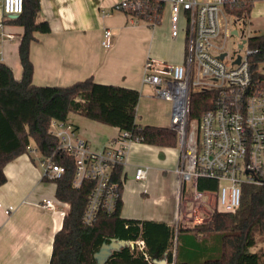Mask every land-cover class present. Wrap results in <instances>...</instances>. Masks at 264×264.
<instances>
[{
    "label": "crops",
    "instance_id": "0c3cea01",
    "mask_svg": "<svg viewBox=\"0 0 264 264\" xmlns=\"http://www.w3.org/2000/svg\"><path fill=\"white\" fill-rule=\"evenodd\" d=\"M122 1L125 0H40L42 10L38 20L47 21L51 31L35 34L36 40L30 46L34 85L66 87L93 78L99 84L139 91L147 86L143 77L148 58L183 64L187 54L185 20L181 19L179 34L173 38L170 0H165L160 22L155 25L113 10V6ZM253 13L263 16L260 1L254 3ZM13 19L4 14L3 0H0V62L20 79L19 45L24 29L14 24ZM105 29L113 33L111 49L102 46ZM67 121L77 128L79 136L94 151H102L120 132L118 128L75 113H71ZM161 127L171 128V123ZM30 153L4 167L6 182L0 186V264H51L54 238L64 223L65 216L61 212L67 213L70 208L68 203L57 199L56 182L44 177L39 159ZM179 161L178 147L164 148L138 142L130 145L126 165L122 168L121 217L141 226L142 250L135 241L123 240L120 245L118 238H107L94 254L97 264H106L123 251L133 255L143 250L151 264H171L168 260L171 248L167 245L170 233L178 228L176 169ZM141 166L149 167L150 172L146 180L137 181L135 171ZM162 182V193L168 192L169 196L157 198L159 189L156 188ZM44 200L52 201L55 210L41 208L39 205ZM163 203L167 204L164 209ZM9 207L13 210L6 214ZM147 242L153 244L152 247ZM176 245L175 241L174 252ZM182 249L187 250L185 245Z\"/></svg>",
    "mask_w": 264,
    "mask_h": 264
},
{
    "label": "built area",
    "instance_id": "2783aa9c",
    "mask_svg": "<svg viewBox=\"0 0 264 264\" xmlns=\"http://www.w3.org/2000/svg\"><path fill=\"white\" fill-rule=\"evenodd\" d=\"M239 2L170 0L173 38L179 34L181 19L185 20V62L176 65L151 57L145 64L143 83L152 87L157 97L171 103V129L178 134L177 227L205 223L207 216L216 212L235 213L242 204L246 185L264 189V78L260 77L264 76V63L256 73L253 71L251 60L260 50L250 48L248 38L232 56L223 51L220 42L223 31L228 35V15L234 16L228 9ZM151 6L155 8L149 0H125L116 3L113 10L144 13ZM23 9L24 0H3V12L7 16L20 15ZM105 14L103 10L102 15ZM112 39L113 33L105 29L102 46L111 49ZM221 54H225L223 59L219 58ZM193 91H214L216 96L213 108L190 127ZM50 134L58 139V149L75 159L74 187L80 188L85 181L94 183L84 223L92 225L100 214H115L121 195L114 170L126 165L128 149L138 140L130 132L120 131L102 151H94L67 120L53 121ZM41 166L44 177L54 181L65 173L53 156L42 157ZM149 172V167H138L135 179L144 181ZM200 179L215 181L216 188L199 189ZM39 206L55 210L50 200ZM12 210L9 207L5 212L9 214ZM61 214L65 216L66 212Z\"/></svg>",
    "mask_w": 264,
    "mask_h": 264
},
{
    "label": "trees",
    "instance_id": "16d2710c",
    "mask_svg": "<svg viewBox=\"0 0 264 264\" xmlns=\"http://www.w3.org/2000/svg\"><path fill=\"white\" fill-rule=\"evenodd\" d=\"M155 5L145 12L126 13L152 25L160 22L164 2L149 0ZM256 1L240 0L228 9L238 19L250 16ZM40 0H24L23 12L12 22L23 27L19 45L22 77L16 79L12 70L0 62V186L6 182L4 167L9 162L35 149L42 157L53 156L54 162L65 168L55 182L56 197L70 205L62 229L55 235L51 264H97L94 254L107 241H140L142 229L138 222L121 217L122 198L113 215L100 214L92 225L83 221L94 183L85 181L74 187L76 165L73 156L58 149L59 141L50 134L53 121H66L71 113L104 125L128 131L138 143L175 148L178 134L170 127L140 125L137 109L141 98L138 90L116 85L99 84L93 78L70 86H36L30 46L35 34L51 31L47 21H39ZM250 48L260 53L252 61L256 73L264 63V34L248 38ZM264 78L263 75L260 76ZM214 91H193L190 98L189 121H199L213 108ZM123 167L114 170V180L123 191ZM216 182L199 180V189H215ZM168 260L171 264H264V249L254 251L259 239H264V189L246 185L240 208L235 213H214L209 222L179 226L169 235ZM175 241L177 242L174 252ZM155 241V250L159 246ZM149 247L153 244L147 242ZM183 245L187 250L183 251ZM151 249V248H149ZM106 264H151L144 252L122 253Z\"/></svg>",
    "mask_w": 264,
    "mask_h": 264
},
{
    "label": "rangeland",
    "instance_id": "374dc122",
    "mask_svg": "<svg viewBox=\"0 0 264 264\" xmlns=\"http://www.w3.org/2000/svg\"><path fill=\"white\" fill-rule=\"evenodd\" d=\"M261 5L263 6L264 10V1H260ZM256 14H251V16L243 19H238L235 16L228 15V35L225 33V31L222 32L220 37L221 47L223 48V51L227 52L230 56H232L235 52L239 51V44L245 40L246 38L253 36V35H261L264 34V14L263 16H255ZM166 16V14H165ZM237 31V35H233V32ZM223 43L224 46H223ZM214 54L217 53V51H213ZM229 61V60H226ZM141 93V98L139 102V106L137 109V120L139 124L143 125H160V126H168L171 123V112H172V106L169 101L163 100L159 97H157L155 90L149 86H145L143 90H139ZM193 122L189 121V126L191 127V124ZM33 145V152H31L34 157L39 159L41 164L42 156L41 154L35 149L36 147ZM30 153V154H31ZM164 187V182H162L159 186H157V190L159 189V194L157 198H165V194L169 196L168 192L162 191ZM163 192V193H162ZM150 198H153L152 195H150ZM161 206L164 208L167 207V204H161ZM150 207V206H149ZM212 215L207 216L208 220L206 222H209L212 218ZM205 222V223H206ZM203 224V223H202ZM192 224L190 223L189 226ZM185 226V224L180 225ZM188 226V227H189ZM135 244V243H133ZM137 247L139 250L141 249V244H138ZM264 249V239H259L257 242L256 247L253 249L256 252L261 253V251Z\"/></svg>",
    "mask_w": 264,
    "mask_h": 264
},
{
    "label": "water",
    "instance_id": "95a60500",
    "mask_svg": "<svg viewBox=\"0 0 264 264\" xmlns=\"http://www.w3.org/2000/svg\"><path fill=\"white\" fill-rule=\"evenodd\" d=\"M11 17H12V18H17V17H18V15H12ZM233 34H234V35H237V34H238V32H237V31H235ZM224 56H225V54H221V55L219 56V58H220V59H223V58H224ZM237 63H239V59L237 60ZM105 247H106V248H108V249H110V247H109L108 245H106Z\"/></svg>",
    "mask_w": 264,
    "mask_h": 264
},
{
    "label": "bare ground",
    "instance_id": "6f19581e",
    "mask_svg": "<svg viewBox=\"0 0 264 264\" xmlns=\"http://www.w3.org/2000/svg\"><path fill=\"white\" fill-rule=\"evenodd\" d=\"M120 245H123V242L122 241H117ZM139 242V241H138Z\"/></svg>",
    "mask_w": 264,
    "mask_h": 264
}]
</instances>
